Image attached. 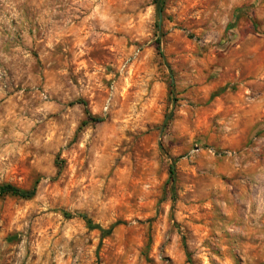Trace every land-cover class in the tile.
<instances>
[{
	"label": "clouds",
	"instance_id": "9594fccd",
	"mask_svg": "<svg viewBox=\"0 0 264 264\" xmlns=\"http://www.w3.org/2000/svg\"><path fill=\"white\" fill-rule=\"evenodd\" d=\"M0 264H264V0H0Z\"/></svg>",
	"mask_w": 264,
	"mask_h": 264
}]
</instances>
